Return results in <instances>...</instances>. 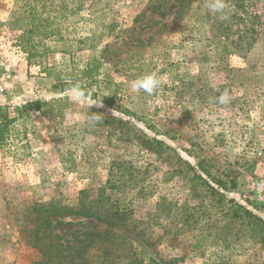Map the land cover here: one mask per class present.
Masks as SVG:
<instances>
[{
    "label": "rangeland",
    "instance_id": "rangeland-1",
    "mask_svg": "<svg viewBox=\"0 0 264 264\" xmlns=\"http://www.w3.org/2000/svg\"><path fill=\"white\" fill-rule=\"evenodd\" d=\"M155 1L0 0V60L10 74L0 106L14 119L0 144V264L39 261L35 234L59 235L52 242L60 244L75 230H103L93 219L49 214L76 208L83 190L110 195L130 224L147 229L154 253L123 233L145 260L264 264V245L195 184L194 172L184 175V162L197 169L206 160L211 177L235 184L221 191L226 198L264 219L255 187L264 183V0L245 1L241 16L258 14L261 29L241 50L232 42L243 36L246 43L249 34L231 23L224 39L210 26L220 16L209 0L195 2L175 24L176 3L154 13L147 6ZM88 63L96 67L89 91L99 96L88 98L101 103L91 107L68 94L77 83L86 86ZM152 73L163 80L158 90L132 89ZM224 93L229 99L221 104ZM35 100L39 110H15ZM91 116L100 120L82 122ZM152 138L169 149L146 148Z\"/></svg>",
    "mask_w": 264,
    "mask_h": 264
},
{
    "label": "trees",
    "instance_id": "trees-1",
    "mask_svg": "<svg viewBox=\"0 0 264 264\" xmlns=\"http://www.w3.org/2000/svg\"><path fill=\"white\" fill-rule=\"evenodd\" d=\"M169 0H156L154 3L147 6V9L151 12H163ZM176 3L177 8L174 12L173 23L180 22L184 17L193 10V5L198 0H173ZM246 0H226V11L230 14V21L228 19L216 18L214 24L210 26H216L217 30L221 32V36L224 39L228 38V34L231 31V23L237 24V27L242 25L244 31L249 34L248 41L243 43V36H238V39L233 40V46L241 50L242 45L246 44L250 47L259 35L261 29V19L256 13L247 14L246 17H242L241 13L244 12ZM32 54L28 53L27 60L30 62ZM96 60H94L95 63ZM97 62V61H96ZM96 67L91 63H88L83 71H81L82 79L87 83L82 86L86 96L91 99H97V92H90L89 86L92 80L93 73ZM79 81H82L81 78ZM102 102L111 107L114 105V99L110 96H103ZM42 104L35 100L23 104L20 108H16L20 114L37 111ZM126 114H131L128 110H121ZM14 119L10 117L9 108L0 106V144L5 143L6 137L9 135L10 128ZM144 146L156 151H166L169 147L162 141L156 138L143 141ZM185 172H194L192 180L200 188H203L205 192L217 199L219 206L225 208V211L230 215L231 220H238L240 224H245L249 229V237L255 243L264 245V219L257 213L252 212L244 205L237 203L232 198H226L224 193L229 189L235 187L234 183L231 186L225 180L216 179L211 177L206 160H200L197 162V169L188 162H184ZM197 170L200 174L196 173ZM182 173V172H181ZM206 178H211V183ZM114 186V184H112ZM258 208V207H257ZM262 209L264 206L261 205ZM256 209V208H255ZM52 216L65 217H82L84 219H93L97 223L103 224L105 227L103 230H90L82 231L75 230L72 240H65L58 244L53 241V237L56 239H62L59 235H52L46 232H42L39 236L35 234L34 246L37 247L38 252L41 255V259L32 264H174L176 260L174 258L157 259L155 257H149L148 260L141 258L134 247L132 240L126 238L123 233L132 234L134 238L142 242L145 247L151 249L152 253L155 252L154 242L148 234L147 229L139 227V224L129 223V212L126 208L111 203L110 195L101 194L91 196L88 191H80L78 197V203L76 208L69 209H55ZM49 215V216H50ZM49 216L40 218L42 223H45L48 228L51 221ZM61 222L57 221L56 225H60ZM45 228V229H47ZM36 230L42 231L41 227ZM49 242V243H48ZM54 243V244H53ZM51 244V245H50ZM53 246V247H51ZM182 259V258H181Z\"/></svg>",
    "mask_w": 264,
    "mask_h": 264
},
{
    "label": "clouds",
    "instance_id": "clouds-1",
    "mask_svg": "<svg viewBox=\"0 0 264 264\" xmlns=\"http://www.w3.org/2000/svg\"><path fill=\"white\" fill-rule=\"evenodd\" d=\"M208 8L214 14H219L221 19H227V15L225 13V9L227 7L226 0H209ZM163 84V80L159 78L155 73L147 74L142 78L137 79L132 83V89L134 91H143L148 94L154 93L158 90ZM68 94L70 97L76 101L83 103L85 105H89L90 107L93 105H100L101 103H96L95 101L90 100L87 96L85 91L82 89L80 84L73 85L69 90ZM228 95L227 93L222 94L218 101L221 104H225L228 102ZM99 116H91V117H83L82 122H95L99 121Z\"/></svg>",
    "mask_w": 264,
    "mask_h": 264
},
{
    "label": "built area",
    "instance_id": "built-area-1",
    "mask_svg": "<svg viewBox=\"0 0 264 264\" xmlns=\"http://www.w3.org/2000/svg\"><path fill=\"white\" fill-rule=\"evenodd\" d=\"M10 76L9 68L4 60H0V94L4 90V82ZM256 187V201L264 206V183H259L255 185Z\"/></svg>",
    "mask_w": 264,
    "mask_h": 264
}]
</instances>
